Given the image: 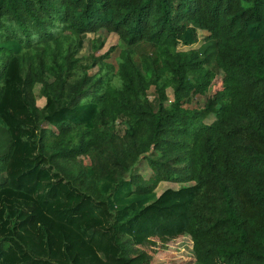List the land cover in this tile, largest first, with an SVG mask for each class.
I'll list each match as a JSON object with an SVG mask.
<instances>
[{
	"label": "trees",
	"instance_id": "1",
	"mask_svg": "<svg viewBox=\"0 0 264 264\" xmlns=\"http://www.w3.org/2000/svg\"><path fill=\"white\" fill-rule=\"evenodd\" d=\"M183 235L191 264H264V0H0V264Z\"/></svg>",
	"mask_w": 264,
	"mask_h": 264
},
{
	"label": "rangeland",
	"instance_id": "2",
	"mask_svg": "<svg viewBox=\"0 0 264 264\" xmlns=\"http://www.w3.org/2000/svg\"><path fill=\"white\" fill-rule=\"evenodd\" d=\"M103 33H101V36ZM199 35V41L197 44L189 46V47H182L180 46L179 49L181 50H188V49H194L199 47V45L202 43L203 38L207 35L205 32H198ZM98 35H93V34H87L83 45L81 47V50L79 52V56H87L90 53V43L93 38H96ZM117 44V37L114 34H109L107 37L104 47L100 52H98L100 55L104 54L108 49L114 45ZM114 54L112 55L111 61H114L113 58ZM96 68H93L89 72L93 74L96 72ZM221 74H219L218 78L214 82L212 88V92L210 93L211 95L215 93V91L220 90L219 84L220 80L222 79ZM34 93L36 95V102L38 106H43L44 105V98L39 95V86H35L34 88ZM168 97H172V91L170 89L167 90ZM208 94V95H210ZM149 98H152V95H149ZM205 101V97H200L194 100L192 103L193 106H202ZM116 132L121 134L123 133L124 130V125L121 122H117ZM78 164L86 168L89 166V159L86 156H81L77 159ZM146 163L143 161L141 163L140 167V173H144V171L147 170V166L145 165ZM181 187V185L169 183V182H161L157 188L156 192L157 194H160L162 191L172 188V189H177ZM151 244L150 245H145L143 247H139L135 250H133L131 253L138 254V253H143L145 257H147L148 262L147 264H191L193 261V252H192V242L190 238L186 235L177 237V238H172L168 239L165 242H162L158 239H151Z\"/></svg>",
	"mask_w": 264,
	"mask_h": 264
}]
</instances>
